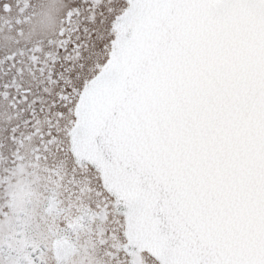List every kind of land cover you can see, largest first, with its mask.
I'll list each match as a JSON object with an SVG mask.
<instances>
[{"label":"snow or ice","instance_id":"obj_1","mask_svg":"<svg viewBox=\"0 0 264 264\" xmlns=\"http://www.w3.org/2000/svg\"><path fill=\"white\" fill-rule=\"evenodd\" d=\"M0 264H264V0H0Z\"/></svg>","mask_w":264,"mask_h":264}]
</instances>
